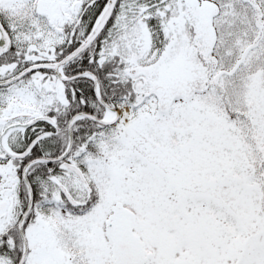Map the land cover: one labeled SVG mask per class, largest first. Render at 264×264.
<instances>
[{
  "label": "snow or ice",
  "instance_id": "1",
  "mask_svg": "<svg viewBox=\"0 0 264 264\" xmlns=\"http://www.w3.org/2000/svg\"><path fill=\"white\" fill-rule=\"evenodd\" d=\"M0 264H264V0H0Z\"/></svg>",
  "mask_w": 264,
  "mask_h": 264
}]
</instances>
